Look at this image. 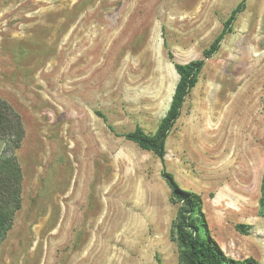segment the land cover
<instances>
[{
    "label": "rangeland",
    "instance_id": "rangeland-1",
    "mask_svg": "<svg viewBox=\"0 0 264 264\" xmlns=\"http://www.w3.org/2000/svg\"><path fill=\"white\" fill-rule=\"evenodd\" d=\"M241 1L0 0V95L27 130L0 264H181L163 169L202 195L229 255L264 264V0H247L207 59L164 161L108 126L155 132L174 63L203 57Z\"/></svg>",
    "mask_w": 264,
    "mask_h": 264
},
{
    "label": "trees",
    "instance_id": "trees-1",
    "mask_svg": "<svg viewBox=\"0 0 264 264\" xmlns=\"http://www.w3.org/2000/svg\"><path fill=\"white\" fill-rule=\"evenodd\" d=\"M247 0H242L225 20L222 32L205 49L203 57L189 62H175L179 74L171 105L153 133L136 126L132 131L120 133L115 126L109 128L117 135H122L135 142L139 147L154 152L162 161L167 155V140L173 127L182 114L187 97L199 82L207 59L213 57L221 48L225 36L234 29L239 14L245 10ZM171 57L173 55L170 53ZM108 122V118L99 112ZM27 130L20 112L6 98L0 95V143L4 150L0 154V251L2 244L13 228L18 212L23 206L25 172L18 156L23 146ZM163 177L172 190V201L180 203L173 221L171 235L180 249L181 264H261L254 256L236 258L229 255L212 235L204 201L196 191L182 188L173 173L163 169ZM259 215L264 217V176L261 184ZM237 229L248 232L250 225L238 223Z\"/></svg>",
    "mask_w": 264,
    "mask_h": 264
}]
</instances>
